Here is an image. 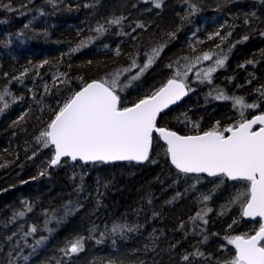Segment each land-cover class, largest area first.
I'll list each match as a JSON object with an SVG mask.
<instances>
[{"label": "trees", "instance_id": "16d2710c", "mask_svg": "<svg viewBox=\"0 0 264 264\" xmlns=\"http://www.w3.org/2000/svg\"><path fill=\"white\" fill-rule=\"evenodd\" d=\"M160 4L0 0V264H228L235 255L227 239L259 229L242 219L248 182L175 171L156 135L144 165L64 160L51 168L53 150L37 140L75 92L114 78L123 108L186 72L178 78L189 95L156 124L183 136L264 114V0ZM117 17L120 24L107 23ZM82 41L89 42L72 52ZM224 57L210 78L195 77L199 64ZM236 97L256 107L234 106ZM77 238L82 251H62Z\"/></svg>", "mask_w": 264, "mask_h": 264}, {"label": "snow or ice", "instance_id": "6c2138e0", "mask_svg": "<svg viewBox=\"0 0 264 264\" xmlns=\"http://www.w3.org/2000/svg\"><path fill=\"white\" fill-rule=\"evenodd\" d=\"M153 3L156 8L161 6L160 0H153ZM193 11H196L194 6ZM122 19L123 17L113 18L107 23L118 25ZM137 27L143 25L138 24ZM94 31L102 34L105 31L104 25H99ZM211 38L210 36L209 39ZM88 42L82 41L71 51H78ZM163 47L161 45L151 50V55L147 56L146 62L136 75L131 77L132 80L138 79L153 64L155 58L163 51ZM200 59L201 57H197L196 62ZM202 59L209 60L211 57L204 53ZM225 59L226 57L216 59V66L222 67ZM135 67L137 65L134 60L131 68ZM131 68L125 71H130ZM215 70L214 67L208 68L203 72L204 78H210ZM186 75V72L177 71L175 76L169 78L151 95L140 99L132 107L123 108L119 106L120 97L116 93L117 78L110 84L93 81L75 92L64 103L48 124L47 130L42 131L37 140L43 141L45 147L49 144L54 146L51 166L58 165L62 157H70L73 161L77 159L99 162L144 161L148 159L153 133H159L168 146L167 153L172 164L180 172L222 175L229 180L249 182L248 198L242 204V216L259 217L264 220V114L256 115L250 120L244 119L223 131L214 127L203 135L195 136H179L175 132L156 126L157 116L187 94L184 80L178 78ZM218 98L226 97L221 95ZM236 105L241 108L256 107L254 104H245L240 97L234 98V106ZM243 115L241 112L242 117ZM253 125H260L259 130L254 131ZM225 133L230 135L226 136ZM209 198L204 196V200ZM239 199L238 195L231 203H236ZM123 227L125 226H120ZM117 230L113 228L112 231L115 233ZM132 230L131 227L127 228V231ZM35 231V228L30 229V232ZM82 239L77 238L62 251L66 254L82 251ZM41 242L37 241V244ZM227 242L236 249L234 258L228 264H264V223H260L254 235L234 236L228 238ZM183 259L188 260V256H184Z\"/></svg>", "mask_w": 264, "mask_h": 264}, {"label": "water", "instance_id": "95a60500", "mask_svg": "<svg viewBox=\"0 0 264 264\" xmlns=\"http://www.w3.org/2000/svg\"><path fill=\"white\" fill-rule=\"evenodd\" d=\"M93 82V81H92ZM92 82H89V83H92ZM167 82V81H166ZM165 82V83H166ZM89 83H87V84H89ZM86 84V85H87ZM86 85H84L83 87H85ZM82 87V88H83ZM81 88V89H82ZM81 89H79L78 91H80ZM77 91V92H78ZM185 91L186 92H188V90H187V87H186V89H185ZM187 97V94L185 95V96H183L180 100H178L176 103H174V104H170L167 108H165L162 112H164V111H166V110H168V109H170V108H172V107H174V106H177L178 104H180L185 98ZM130 107H132V106H130ZM161 112V113H162ZM160 113V114H161ZM159 114V115H160ZM159 115L157 116V121H158V118H159ZM257 115H260V114H257ZM254 116H256V115H254ZM254 116H252L251 118H249V119H247V120H250V119H252ZM259 127H260V125H253V130L254 131H258L259 130ZM166 130H168V131H171V130H169V129H166ZM172 132H175V131H172ZM177 135H179V136H183V135H180V134H178L177 132H175ZM153 135H156V136H158L159 138H160V140H161V142L166 146V150H167V144H166V142L164 141V139L163 138H161V136L159 135V133H156V132H154L153 133ZM197 135H203V133L202 134H197ZM225 135L227 136V135H230V133H225ZM190 136H195V135H190ZM49 146L52 148V150H53V156H54V152H55V148H54V146L53 145H51V144H49ZM151 149H152V143H151V145H150V148H149V154H148V159H149V156H150V153H151ZM167 155H168V161H169V163H170V165H171V167L175 170V171H177V172H179V173H182V172H180L176 167H175V165H173L172 164V162H171V157H170V155L167 153ZM53 156H52V159H53ZM148 159L147 160H144V161H128V160H123V161H109V162H99V161H83V160H80V159H77V160H75V161H73L70 157H62L61 158V162L62 161H64V160H68L70 163H77V162H81V163H83V164H95V163H103V164H115V163H122V162H131V163H134V164H136V165H144L147 161H148ZM60 162V163H61ZM59 163V164H60ZM58 164V165H59ZM49 166L51 167V168H53V167H55V166H57V165H55V166H51V164H49ZM182 174H186V175H195V176H203V177H206V178H215V177H218V176H209L207 173H182ZM220 176H222V175H220ZM224 177V176H223ZM227 181H229V182H234V181H244V180H229L227 177H224ZM247 182V181H246ZM248 190H249V187H248ZM242 219L245 221V222H247V223H250V222H255V221H259L260 223H264V220H261V218H259V217H256V218H251V217H244V216H242ZM255 234V233H254ZM253 234V235H254ZM230 246H231V248H232V250H233V252H234V255L236 254V249H235V247L233 246V245H231L230 244Z\"/></svg>", "mask_w": 264, "mask_h": 264}, {"label": "rangeland", "instance_id": "374dc122", "mask_svg": "<svg viewBox=\"0 0 264 264\" xmlns=\"http://www.w3.org/2000/svg\"><path fill=\"white\" fill-rule=\"evenodd\" d=\"M200 65H201V64H199V65L197 66V70H195V72H194L196 78L201 77V76L203 75V72L206 71V70L208 69V68L202 67V66H200ZM211 67L216 68V70H215L214 72L211 73V75H213V74L217 71V69H218L219 67H217V66L215 65V63H214ZM201 74H202V75H201ZM242 109H244V108H242ZM242 109H239V111L242 112Z\"/></svg>", "mask_w": 264, "mask_h": 264}, {"label": "bare ground", "instance_id": "6f19581e", "mask_svg": "<svg viewBox=\"0 0 264 264\" xmlns=\"http://www.w3.org/2000/svg\"><path fill=\"white\" fill-rule=\"evenodd\" d=\"M187 90H188V88H187ZM188 95H189V91L187 92V96H188ZM185 99H186V98H185ZM185 99H184V100H185ZM184 100H183V101H184ZM183 101H182V102H183ZM154 136H155V135H154Z\"/></svg>", "mask_w": 264, "mask_h": 264}]
</instances>
